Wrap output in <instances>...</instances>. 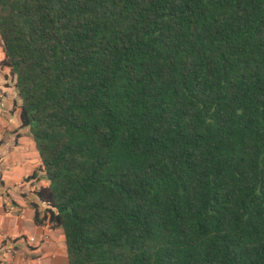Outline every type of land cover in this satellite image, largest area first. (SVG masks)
<instances>
[{
  "label": "trees",
  "instance_id": "16d2710c",
  "mask_svg": "<svg viewBox=\"0 0 264 264\" xmlns=\"http://www.w3.org/2000/svg\"><path fill=\"white\" fill-rule=\"evenodd\" d=\"M0 46L67 264H264V0H0Z\"/></svg>",
  "mask_w": 264,
  "mask_h": 264
},
{
  "label": "crops",
  "instance_id": "0c3cea01",
  "mask_svg": "<svg viewBox=\"0 0 264 264\" xmlns=\"http://www.w3.org/2000/svg\"><path fill=\"white\" fill-rule=\"evenodd\" d=\"M2 58L0 46V133L5 135L7 132L9 138V133L14 130L6 124L13 121L12 129H15L20 125V119L18 107L13 113L8 112L16 92L12 85H8L9 68L1 65ZM26 131L22 129V137L17 134L19 138L13 141L14 145L10 149L4 150L5 154L1 158L5 166L4 170H0V181L5 188L6 198H1L3 194L0 193V264H67L63 230L60 227L49 228L47 223L35 222L34 191L37 186L47 185L48 180L40 176L37 186L32 184L29 188H20L23 186L21 179L29 177H26L25 172H32L35 166L41 167L34 141ZM27 148L30 150L28 153ZM41 174L44 172L41 171ZM31 237L34 241L28 242Z\"/></svg>",
  "mask_w": 264,
  "mask_h": 264
},
{
  "label": "rangeland",
  "instance_id": "374dc122",
  "mask_svg": "<svg viewBox=\"0 0 264 264\" xmlns=\"http://www.w3.org/2000/svg\"><path fill=\"white\" fill-rule=\"evenodd\" d=\"M18 106H14V104H12L11 105V107L8 109V112H10V113H13V111H15V109L17 108ZM6 125H9L10 126V129L11 130H14V131H12V132H10L9 133V138H8V133L6 132L5 133V135H2L1 133H0V139H3L2 141L3 142H1L0 143V166H1V168H0V170H4L3 168H4V166H5V163H4V161H2V156H4V150L6 151L7 149H10L13 145H14V143H13V141L14 140H16L17 138H19L20 136L22 137L23 135H22V128H20L19 126L18 127H16L15 129H12V125H14L13 124V121H11V122H9V124H6ZM27 132V134L29 135V137H31V135L28 133V131H26ZM17 134H19V137H17L18 135ZM22 143H26L25 141H23ZM28 151H30L28 148L26 149V153H28ZM3 154V155H2ZM35 163V162H34ZM33 163V164H34ZM39 168H41L40 166L39 167H37V166H35V168H34V170L32 171V172H29V170H27L25 173H26V177L27 176H29L28 177V179H24V178H22L21 179V182H22V184H23V186H21L20 188H22V187H26V188H29L32 184H34V185H36L37 186V184L39 183V179H40V176L43 178V179H46V177H45V174H41V171H42V169L41 170H39ZM35 172V174L37 175V179L35 178V177H31V175L33 174ZM38 188H39V186H37ZM5 192V188H4V186L2 185V182L0 181V193L1 194H3V196L1 197V198H6V194L4 193ZM29 197L32 199V197H31V194L29 193ZM34 198V197H33ZM39 208L40 209H42V206H40L39 205ZM49 226V225H48ZM49 228H50V226H49Z\"/></svg>",
  "mask_w": 264,
  "mask_h": 264
},
{
  "label": "clouds",
  "instance_id": "9594fccd",
  "mask_svg": "<svg viewBox=\"0 0 264 264\" xmlns=\"http://www.w3.org/2000/svg\"><path fill=\"white\" fill-rule=\"evenodd\" d=\"M42 204L44 205V203H43V202H42ZM31 238H32V237H31ZM33 241H34V238H33V240H32V241H29V240H28V242H33Z\"/></svg>",
  "mask_w": 264,
  "mask_h": 264
},
{
  "label": "built area",
  "instance_id": "2783aa9c",
  "mask_svg": "<svg viewBox=\"0 0 264 264\" xmlns=\"http://www.w3.org/2000/svg\"><path fill=\"white\" fill-rule=\"evenodd\" d=\"M28 240H29V241H32V240H33V238H29Z\"/></svg>",
  "mask_w": 264,
  "mask_h": 264
}]
</instances>
